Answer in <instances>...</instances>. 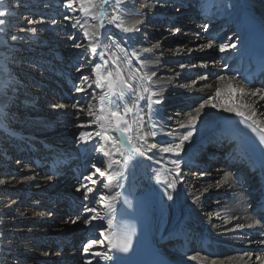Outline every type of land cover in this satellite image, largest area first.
Returning <instances> with one entry per match:
<instances>
[{
  "label": "rangeland",
  "instance_id": "374dc122",
  "mask_svg": "<svg viewBox=\"0 0 264 264\" xmlns=\"http://www.w3.org/2000/svg\"><path fill=\"white\" fill-rule=\"evenodd\" d=\"M198 1L178 0V3H171V0H167L165 3L164 0H159L158 3V0H127L128 12L122 16L125 26H129L128 20L133 17L143 19L146 23L158 15H165L162 21L159 20L160 22L150 28H145L144 23L141 31L135 34L127 45L121 41L122 46L127 47L129 53L132 49L141 51L156 46L158 42L159 45L162 44L158 52L141 51L144 60L170 61L166 69L160 68V71H155L157 76L152 91L172 87L175 89L171 90L173 94L179 87L189 88L194 85L193 81L196 83L201 81L204 86H209L219 76H231V73L227 72L231 53L227 57L225 53L229 50L221 53L218 48L217 40L223 37V29L220 30L221 33H215L212 48L205 47L201 50V46L207 45L212 39L204 36L211 31V23H207L209 29L205 32L203 26L206 23L201 25L195 20H186V16L190 15L191 9ZM251 1L257 4V13L264 14V0L257 3V0ZM93 3L96 5L95 11L104 12L102 20L85 17L78 10L80 7L78 3H74L76 12L67 11L63 6V0H4L3 5H0L8 13L5 17L7 23L0 28V179L7 182L0 185V264H47L51 258L56 264H87L89 260L92 264H97L98 258L84 253L83 246L89 239H100L99 229L92 232L83 225L82 221L76 225L68 221L75 219L83 210L81 204L83 196L82 193L76 192L77 186L85 182L91 187V182L84 181V177L94 172L92 168L94 162L103 171L105 158L102 153L97 157L95 149L85 151L77 143V124L87 122L88 119L83 113L78 119L76 116L78 109L69 111L68 116L61 119L62 122L50 123L52 121L50 118L59 119L65 116L64 109H54L53 105H57L67 97L71 98L70 105H73L76 100L82 98L83 94L77 93L74 85H80L88 90V84H92L95 88V76L92 75L91 65L86 67V72L81 70L77 74V68L81 63L79 56L89 54L84 49L71 51L72 41L68 40V37L74 34L79 36L81 43L87 45L82 32L73 29L71 25L77 20L83 23L87 19L86 27L91 30L93 26L103 23L117 40H121L119 30H113L108 24L114 14L115 0H109L103 9L99 5V0H93ZM161 3L167 7H160ZM144 4L148 7L141 8ZM182 11L187 12L182 13ZM65 15L69 16L70 20H64ZM41 18L45 23L36 25L28 22L29 20L35 22ZM169 18L171 21L176 19L175 23L171 24ZM53 20L57 23L52 24ZM31 27L38 28L35 35L27 31ZM177 27L180 28V32L173 35ZM22 28L26 31L21 32ZM13 36L17 39L12 40ZM199 36L203 37L200 41H198ZM182 37L188 38V42L184 43L186 45L184 51L177 53L174 50L176 46L169 42ZM225 40L228 39H223L221 43ZM104 43L109 44V41L105 40ZM188 49H191V52H188ZM208 55L211 58H207ZM176 57L181 60L172 63ZM84 62L86 63V60ZM133 63L137 65L135 61ZM201 63H207L206 70L209 71L206 74L207 79L203 80H200ZM225 63L228 65L227 68L223 67ZM180 65H184V68L181 69ZM181 73L189 75L176 78L177 74ZM84 75L90 77L89 81L80 80ZM5 84L8 87H4ZM88 91V98L83 99L85 109L91 100L90 90ZM244 100L246 99L243 97ZM128 102L131 103V99ZM201 102L202 100L197 98L190 100L183 98L182 102L177 103L174 95L166 97L162 113L165 122L164 131L178 128L175 136L181 135L178 123L186 120L189 113L196 115L195 108ZM169 116L172 117L171 120L168 119ZM260 117L264 119V115ZM159 137L163 142L170 140L164 136ZM61 145L75 151L81 149V152L70 156L65 164H56L55 161L62 157L58 150V146ZM153 159L161 160V166L157 164L153 171L166 164L160 158L153 157ZM17 161L20 163L17 164ZM182 168L186 180L182 185L185 188L199 179L202 182L200 186L192 185L190 189L192 195L198 199L196 207L200 213L196 218L198 220L191 214V219L194 218L196 221L185 222L186 227L196 233L210 230L218 233L216 236L224 237L222 242L228 246L212 259H225L231 262L232 259L239 258L244 262L243 264H257L255 256L263 257L264 254L250 250L248 245L250 241L244 232L245 227L248 228L247 225L254 220L249 214L245 190L233 187L234 185L229 181L225 184L226 191L218 193L221 192L222 178H214L216 170L210 169L211 171L204 172L206 174L203 173L201 176L200 173L196 175L194 171L185 170L183 166ZM222 172L220 175L224 176L222 180L224 181L225 174L229 175V171ZM160 174L162 175V172ZM49 176H52L51 181L48 180ZM24 177H34V179L20 184ZM11 178H15V181L10 182ZM93 178L97 179V186L100 187V192L96 194V199H99L101 194L106 195V189H103L99 183L103 178L99 177L98 173ZM150 185L156 189L154 182ZM244 189L249 188L244 187ZM209 195H212V202L206 208V197ZM72 202L78 205V208L75 212L69 213L67 208ZM95 206L100 214L104 215L103 206ZM234 247L239 250L234 252ZM93 250L104 249L96 246ZM249 251L253 253L251 260L245 256V252ZM195 254L191 252L187 257L192 258L196 256ZM99 264L105 262L99 261Z\"/></svg>",
  "mask_w": 264,
  "mask_h": 264
},
{
  "label": "snow or ice",
  "instance_id": "6c2138e0",
  "mask_svg": "<svg viewBox=\"0 0 264 264\" xmlns=\"http://www.w3.org/2000/svg\"><path fill=\"white\" fill-rule=\"evenodd\" d=\"M164 2L166 3L167 0H164ZM3 3L4 0H0V5H3ZM74 3L80 5L78 10L85 17H90L92 20H102L104 12L102 10L95 11L96 5L93 0H63V6L67 11H77ZM108 3L109 0H99L101 9ZM86 5H91V7H86ZM163 6L164 4L161 3L160 7ZM147 7L148 5L146 4L141 5V8ZM127 12V0H115L114 14L108 24L112 26L113 30H119L121 40H117L115 35L106 29L103 23L93 26L91 30L86 27L88 24L87 19L83 23L77 20L76 23L71 25L73 29H78L79 32H82L83 39L87 41V45L81 43L79 36L74 34L68 37V40L72 41L71 47L74 50L84 49L89 54L87 56H79L81 63L80 67L77 68V72L91 65L92 75L95 76V88H93L92 84H88L91 100H89L86 109L83 105V99L88 98L89 91L80 85H74L76 92L82 93L83 96L81 99L76 100L72 107L73 109H78L76 111L78 119L82 113L88 118L87 122L77 124V143L85 151L95 149L97 157L102 153L105 158L104 165L106 170H114L117 166L130 169L145 160L160 164L161 160H154L153 156L149 155L154 149L161 154H172L174 158L169 163L173 167L168 170L169 174L174 173L171 182L168 181L167 177L161 180L159 173H156L155 176L157 185L164 188V195L167 196V199L172 200L174 197L169 194V190L175 191L178 184L184 182L181 166L182 163H185L182 155V153H185V145L193 139L194 132H198V118L204 113L206 107L210 106L213 109H222L224 112L233 114L234 118L230 116L224 119L229 126H235L241 143L246 145L245 149L239 152L240 157L245 158L246 153H258L260 166L264 168V127H260V120L257 119L258 116L264 115V113L259 111V109L264 108V89L246 90L244 87L236 88L230 84V90L253 98L250 104L243 102L232 104L218 102L217 98L221 95V89L217 88L215 96H209L195 108L196 115L189 113L186 123L179 125V128L184 129V132L177 139L175 136L177 129L164 131L165 122L162 113L163 105L166 102L165 96L162 93L152 91L154 77L157 76V72L145 71L151 61L142 59L141 51L150 52L151 49H143L141 51L132 49L129 53L127 47L122 46L121 41L127 45V42L131 41L133 36L141 31L145 23V20L140 19L135 20L131 26H125L122 16ZM7 15V11L0 7V28L7 23L5 19ZM64 20H70V17L65 15ZM28 22L36 25L45 23L43 18L35 22L32 20ZM56 23L57 21H52V24ZM208 29L209 25L207 23L204 24L203 30L207 32ZM20 31L24 32L26 30L22 28ZM27 31L35 35L38 28L31 27ZM179 32L180 28L177 27L172 34L176 35ZM16 39V36L12 37V40ZM242 39L239 35L236 36L235 40L231 37L228 38L223 43H219V51L221 53L228 50L235 51ZM105 40H108L109 44H105ZM213 40H215V37L207 45H202L201 50L205 47L212 48L214 46ZM159 46L158 42L155 47L158 48ZM112 48H115L116 51H111ZM187 51L191 52V49ZM85 60L86 63L84 62ZM134 61L138 65L137 67H133ZM180 67L183 69L184 65H180ZM223 67L227 68L228 65L225 63ZM200 68L207 69L208 64L201 63ZM89 79L90 77L87 75L80 77L82 82H87ZM200 79H207V75L200 77ZM218 79L223 80L225 77L219 76ZM229 79H235V77ZM243 79L248 83L251 82L247 77ZM192 83L195 84L196 81ZM4 87H8V85L5 84ZM129 99H131V103L128 102ZM97 104L99 107H97ZM53 108L64 109L65 106L63 104L53 105ZM129 118H131V123ZM168 119L171 120L172 117L169 116ZM145 128H150L151 131L145 132ZM87 129L94 130L88 131ZM249 130L252 134H258V142L249 135ZM149 136L152 138L164 136L175 142L165 143L158 140L156 143L149 144ZM117 156L119 159H115ZM97 157H94V159ZM19 163L20 161H17V164ZM92 168L94 172L84 177V181H90L92 186L90 187L87 183L81 182L76 188V192L82 193L83 196L81 201L83 210L75 219H70L68 222L76 225L82 221L83 225L92 232L99 229L100 239H89L87 244L83 246L84 253L98 258L97 264H99V261H104L105 264H109V262H112V264H123L125 258L134 252L133 238L136 235V229L134 225H117L114 223L113 218L117 215L115 201L122 198L129 207L132 206L131 201L128 200L124 193L120 192L109 195L101 194L100 198L96 199V194L100 192V187L97 186V179L93 177L98 173L99 177L105 178L100 180L99 183L109 193L112 192L113 186L123 188V179H126V177L122 172L112 174L102 171L95 162L92 164ZM200 175L203 176V172ZM23 179L29 181L33 180L34 177H24ZM48 180L51 181L52 176H49ZM229 181H232V177L226 173L223 182L227 184ZM232 182L235 183V181ZM6 183L4 179H0V185ZM95 205L103 206L105 209L104 215L100 214ZM105 223L107 224L106 228L104 227ZM258 225L264 227L261 224V220H253L247 227L252 229ZM261 235H264V233ZM259 244L264 245V239H261ZM96 246L104 250L94 251L93 249ZM245 256L251 260L253 253L250 251L245 252ZM192 259H196V257ZM201 259L206 258L201 257ZM255 260L259 264H264V258L260 255H256ZM87 264H92V261H87ZM212 264H215V261H212Z\"/></svg>",
  "mask_w": 264,
  "mask_h": 264
},
{
  "label": "bare ground",
  "instance_id": "6f19581e",
  "mask_svg": "<svg viewBox=\"0 0 264 264\" xmlns=\"http://www.w3.org/2000/svg\"><path fill=\"white\" fill-rule=\"evenodd\" d=\"M259 1H263V0H257L256 3ZM176 2L178 3V0H171V3H176ZM191 2H194V0H191ZM164 7L166 8L167 5H164ZM256 7H257V4L253 3L251 0H199L196 7L194 9H191L190 14H196L197 13L201 17L204 16L205 19H203V20L205 22L206 21L207 22L212 21V18L216 17V19H218V20H216V22L213 21L214 25L211 24L213 27H218L219 26V25H217L218 23H223L226 26L231 23L230 25L232 27L229 30H231L233 32H237L235 29V28H237V26H236L237 24L233 23L234 22L233 17L240 19L241 16L246 14L249 17L256 20V22L259 24V26L263 29L264 28V14H262V13L258 14ZM167 10H169V9H167ZM174 11H175V9H174ZM164 12H166V10ZM185 12H187V11H182V13H185ZM135 20H140V19H137L135 17L130 18L128 20L129 26H131V24ZM231 31H230V33L228 32L227 34H225L223 38H225V39L230 38L233 35V32H231ZM260 37L261 36H259V38ZM202 38L203 37H200L198 41H200ZM187 39L188 38H185V37H182L180 39L179 38L173 39L172 41L169 42V44L175 45L176 47L174 48V50L177 53H179V52L184 51V49L186 48V45L184 43L188 42ZM178 43H183V44H178ZM160 45H162V44H160ZM238 48H239V46H238ZM149 49H151V51H153V52L154 51L158 52V51H160V46L158 48L153 46V47H150ZM73 50L74 49L71 48V51H73ZM112 51H116V49L113 48ZM227 55H228V53H227ZM199 58H201V57H199ZM207 58H211V57L208 55ZM177 61H178V59H175L172 61V63H175ZM169 64H170V61L168 59H159V60H156V61L149 63L148 68L145 70L150 69L149 72L160 71V68L166 69V65H169ZM137 66L138 65H135L133 63V67H137ZM82 70H83V72L87 71L86 68H84ZM177 71H179V69H177ZM208 72H209L208 70L201 68L200 75L204 76ZM77 74H78V72H77ZM187 75H189V74H187V73L177 74L176 78H180V77L187 76ZM224 77H225V79H223V80H220V79L214 80V82H212L209 86H204V84H202L200 81V82L190 86L189 88H187V87H179V88L175 87L178 89H176L177 92H175L173 94H171V90H175V89H173L172 87H167V88L162 89V90L159 89V90H156L154 92L162 93L165 96V98L168 96L170 97V96L174 95L175 102L180 103V102H182L183 98H187V99L189 98V100L197 98L198 100L203 101L204 99H207L209 96H215L216 89L220 88L221 89V95L217 98L218 102H220V103H232V104H236V103H240V102L249 103V104L252 103L253 98H250L248 95L241 94L240 92L230 90L229 85L231 84V85L235 86L236 88L244 87L246 90L247 89H254V87L260 88L259 86H250V87L246 86L243 83V76H239V75L227 76L226 75ZM231 77H235V79H229ZM155 78L156 77H154V79ZM197 85H201V86H197ZM243 97L246 100L243 101ZM68 110L69 111L74 110L72 105L69 106ZM259 111L260 112L263 111V113H264V108L259 109ZM230 115H233V114L224 112L222 109H213L210 106L206 107L204 113H202L201 117L198 118V122H197L198 132H194L193 139L188 144L185 145V153H182L183 159H188L187 161L191 162L190 155L194 154L195 151L199 150V147H201L200 149H202L203 142H205L206 140L208 141L212 135L217 133L218 119L225 117V116H230ZM257 119L260 120V127H264V121H262L264 119H262V117H260V116H258ZM129 121L131 123V118H129ZM186 121H187V119L178 123V126L182 123H186ZM58 122L59 123L62 122L61 119L55 120L56 124H58ZM144 131L150 132L151 129L145 128ZM183 131H184V129L180 128L179 132H181L183 134ZM181 135L176 136V138L178 139ZM158 140L162 141L161 137H159V136L157 138H152L151 136L148 137V143L149 144L156 143ZM210 140H213V139H210ZM164 142L168 143V141H164ZM171 142H175V141L171 140ZM217 142H219V141H217ZM58 150L61 153L62 157L57 159L55 161V163L56 164L58 163L60 165L65 164L69 160L70 156L78 155L81 152V149L75 151L74 149L66 147L65 145L58 146ZM155 150L156 149H154V151ZM158 156L159 157L156 156V158L162 159V161L166 162V164H168V166H165L166 165L165 164V165H163L162 168L158 167L157 171L156 170L153 171V169L156 166H152V164L150 162L145 160L142 163H140V164H142V172L136 173L134 176V179H130V182L127 186L123 187L121 190L119 187L113 186L112 192L109 193L108 190H106L105 194L109 195V194H115L117 192L124 193L127 196L128 200L131 201V204L133 207H135L137 204L138 205L144 204L147 207H149L152 210V212L155 214V218H156L155 232L160 237H163L165 235V233L171 229V226H172V224H174L175 221L183 220L185 222H191L197 218L198 213H200L199 209L196 207L198 199L192 195V193H191L192 190L190 191V189L193 186L194 187L200 186L202 184V182L199 179L196 182H194L193 184H190L189 187H187V188H185L182 185V183H179L178 187L175 191L169 190V194L172 195L174 198L172 200L167 199V196L164 195V188L157 185L156 180H155V176H156V173L160 174V172H162L163 176L160 174L162 177V178L160 177L161 180H164L165 177H167L168 181L171 182V180L173 179L174 173L169 174V172H168V170L173 167L169 163V161L171 159H173L174 157L172 156V154H159ZM115 159H119V157L117 156V157H115ZM181 168H182V166H181ZM103 169H104L103 171H107V172H110L112 174H114L115 172H122L120 166H117L114 170H106V166L103 165ZM132 169L133 168L123 169V171L125 173L126 172L130 173ZM222 171H225L224 168L221 171H217V169H216L215 172H217V173L214 175V178L220 177L223 180L224 176L220 175V172H222ZM222 173H224V172H222ZM183 176H184V174H183ZM232 178H233V174H232ZM103 179H105V178H103ZM222 180H221V183H222L221 184V192H218V193H222V192L224 193L227 189L225 187L226 183H224ZM14 181H15V178H11L10 182H14ZM18 181H20V180H18ZM184 181H186V180L184 179ZM26 182H28V181H25L23 179L20 181V184H25ZM146 182L147 183L148 182H150V183L154 182L156 184L155 185L156 189H154V187H153V189H154L153 190L152 188L150 189V188L139 185L142 183L145 184ZM136 184H138V185L136 186ZM232 185H234L233 187H238L233 182H232ZM218 191H220V190H218ZM182 192H184L183 195H181ZM211 196L212 195H209L208 197H206V200H207V202H206L207 207L206 208H208L209 204L212 202ZM245 197H244V199H245ZM257 198H258V196L256 195V193L254 191H250L249 196L246 199V201H248V203L250 205L249 206L250 210L253 208V203L255 202V199H257ZM115 203L117 205H119L121 203L120 199H117L115 201ZM14 211L18 212L17 210H14ZM191 214L195 215V219L194 218L191 219ZM196 220H198V219H196ZM114 223L116 224V221H114ZM106 226H107V224H106ZM258 227H259V225L257 226L256 231L258 230ZM204 233H206V232H204ZM208 233L212 237H216V238L218 237L219 239H222V236L221 235L216 236L218 233H216L214 231L213 232L208 231ZM223 239H224V237H223ZM219 250L222 251L223 248L221 247V249H219ZM177 254L178 255L176 256V258H172L170 260L172 262V264H212V261H215L216 262L215 264H243L244 263L239 258L232 259L231 262H229L228 260H225V259L214 260L212 258H207V257H204V255H202V254L201 255L195 254L196 256H193V257H196V259H192L193 257L192 258L187 257L188 254L186 255V257L180 255L179 250H178ZM237 256H240V255H237ZM201 257H204L206 259L202 260ZM262 258H264V256ZM47 264H56V263H54L53 258H51ZM257 264H259L258 261H257Z\"/></svg>",
  "mask_w": 264,
  "mask_h": 264
}]
</instances>
